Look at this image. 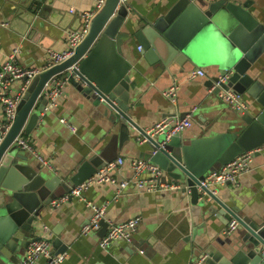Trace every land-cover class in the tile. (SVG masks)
<instances>
[{"label":"water","instance_id":"water-1","mask_svg":"<svg viewBox=\"0 0 264 264\" xmlns=\"http://www.w3.org/2000/svg\"><path fill=\"white\" fill-rule=\"evenodd\" d=\"M36 1L31 0L17 13L18 20L30 32L36 26L39 11ZM118 3L119 0H107L73 56L32 80L17 107L16 119L0 144V264H21L30 243L44 239L35 236L40 230L37 222L52 201L114 161L106 152L133 142L135 134L146 138V152L141 157L147 155L145 160L150 159L165 171V179L170 177L182 184L183 192L191 196L195 217L210 200L209 213L225 217L229 224L232 220L239 223L230 234L222 232L223 237L217 238L216 243L200 246L195 264H264V222L241 216L236 207L228 206L214 194V185L202 184L208 173L246 151L264 146V83L252 73L264 55V24L250 11V3L241 0H178L155 21L133 14L129 1L120 6ZM206 32L215 34L219 44L227 42L223 51L220 49V54L211 58L219 74L207 87L213 89L210 96L218 98L216 110L226 109L232 117V131L191 140L184 139L182 134L170 139L165 135H147L131 114V77L138 61L125 58L126 44L137 40L151 65H201L205 61L195 55L193 40ZM64 71L82 101L107 117L114 131L104 150L95 152L75 173L65 176L37 162L34 155L15 143L19 135H29L40 120H46L49 112L45 111L48 102L43 99L45 86L51 77ZM223 77L226 81L218 84ZM230 90L249 99L247 109L235 110L221 98ZM107 226L103 220V235ZM152 239L149 243L153 246L162 245L156 236ZM53 247L56 254L65 253L68 248L59 238L53 241Z\"/></svg>","mask_w":264,"mask_h":264},{"label":"crops","instance_id":"crops-1","mask_svg":"<svg viewBox=\"0 0 264 264\" xmlns=\"http://www.w3.org/2000/svg\"><path fill=\"white\" fill-rule=\"evenodd\" d=\"M30 1L0 0V68L14 49L19 50L17 62L21 67L45 66L49 50L65 51L68 32L83 25L79 15L72 14L70 10L91 11L97 2L37 0L36 26H32L30 32L26 24L18 20L17 14ZM128 1L133 14L155 21L178 0ZM241 1L249 2L254 17L264 24V0ZM219 45L212 32L199 33L193 40V47L195 55L205 61L204 64L186 62V67L171 64L163 68L148 63L138 49L140 44L137 40L127 43L125 58L130 62L138 61L132 71L130 86L131 104L134 105L131 114L135 122L148 130L168 115L191 116L193 125L182 134L186 140L232 131V117L226 109L216 110L218 98L211 97V89L207 87L211 79L219 74L217 65L212 63V59L220 54ZM199 69L204 70L206 76L190 80L189 73ZM252 73L264 83V55L255 64ZM174 82L178 85L177 96H164L163 92ZM21 83L18 81L12 85L13 93L18 92ZM80 97L76 88L68 83L58 106L51 111L45 110L49 112L46 120H40V125L29 135L21 136L28 139L36 152L49 162L51 170L63 176L75 173L86 158L104 150L114 132L110 129L109 119L97 109L92 110L90 104ZM43 99L48 101L45 93ZM244 99L249 105V99L246 96ZM2 115L0 107V120ZM138 135L135 134L134 141L124 144L121 149L116 147L114 151L111 148L106 152L114 160H125V164L112 173L119 182L133 180L132 160L147 158V155L141 157L146 148ZM167 179L172 181L170 177ZM214 194L228 206L236 207L241 216L264 222V149L255 154L252 169L243 174L237 183L215 185ZM85 198L86 202L74 199L58 208L50 205L37 222L40 230L35 236L51 239L52 246L56 238L67 245L66 259L61 264H195L199 247L208 242L216 243L229 226L225 217L217 218L207 211L208 204L212 203L210 200L195 217L191 212V196L183 191L148 193L141 192L134 183L125 189L108 183L91 187ZM87 203L104 206L107 222L123 223L141 218L133 242L116 240L104 248L100 246V239L104 236L101 230L83 234L82 228L92 216ZM155 236L162 245L157 247L149 243ZM53 250L56 252L57 249L53 247ZM45 261L42 259L40 264H45Z\"/></svg>","mask_w":264,"mask_h":264},{"label":"built area","instance_id":"built-area-1","mask_svg":"<svg viewBox=\"0 0 264 264\" xmlns=\"http://www.w3.org/2000/svg\"><path fill=\"white\" fill-rule=\"evenodd\" d=\"M106 1L107 0H97L94 10L91 11L76 12L75 9L70 10L72 14L77 13L79 15L83 21V25L78 29L70 30L68 32L67 49L65 51L56 52L49 50L45 66L41 68L37 66L21 67L17 62L19 50L14 49L9 54L7 60L0 68V107L2 108L3 114L2 119L0 120V144L14 123L17 116V107L21 102L23 95L27 92L32 80L44 70L61 64L73 56L75 49L88 35L93 18L102 10ZM127 1L128 0H119L118 6L125 4ZM138 49L141 51L142 47L139 46ZM73 67H76V64ZM73 67L68 70H71ZM66 72L67 71H64L54 75L47 82L45 86V94L48 99L46 111H51L58 106L59 98L64 94V89L68 84ZM205 76L206 72L202 69L194 70L189 73L190 80ZM18 81H21L22 83L18 92L13 93L12 85ZM225 81L226 77H223L219 80L218 84L224 83ZM46 90H48V92H46ZM212 90L213 89H211V91ZM177 91L178 85L177 82H174L170 88L163 92V95L175 98L177 96ZM220 96L235 110H245L248 107L244 96L235 91L230 90ZM62 123H65V120H62ZM192 125L191 116L181 119L176 115H168L155 123L153 127L146 130V134L151 137L165 135L167 139H170V137L175 134H183L186 130L190 129ZM139 141L144 143L146 142V138L141 137L139 138ZM15 143L19 144V146L24 150L34 155V157L43 165L50 166L49 162L36 152L35 148L28 139L22 138L19 135L15 139ZM263 149L264 146L252 151H246L237 156L231 162L223 165L220 169L208 173L202 184L204 186H222L237 183L243 174L248 173L252 169L255 154ZM124 164L125 160L123 158H118L108 163L88 180L76 187H73L69 193H66L52 201L51 207L58 208L74 199L86 202L85 194L91 187L108 183L118 185L120 189H125L130 183H134L141 192L148 193L183 191L184 189L182 184L173 180L169 181L168 179H165V171H163L155 163L151 162L150 159L132 160L130 167L134 172L133 180H124L119 182L112 175V173L116 171L119 166ZM87 205H89L92 210V216L90 222L82 228V233H97L102 229V221L105 220L106 208L104 206H95L90 203H87ZM140 221L141 218L139 217L130 219L123 223L106 221L108 224L107 231L100 239V246L104 248L108 247L116 240H124L125 242L131 244L134 240L135 234L137 233ZM238 226L239 223L236 220H232L224 232L226 234H230L235 231ZM42 259L46 260L45 264H61L66 259V253L56 254L53 250L51 239L44 238L30 243L21 264H40Z\"/></svg>","mask_w":264,"mask_h":264},{"label":"clouds","instance_id":"clouds-1","mask_svg":"<svg viewBox=\"0 0 264 264\" xmlns=\"http://www.w3.org/2000/svg\"><path fill=\"white\" fill-rule=\"evenodd\" d=\"M226 43H227L226 41H222L220 43L219 47H220L221 51H223V48H224V46H225Z\"/></svg>","mask_w":264,"mask_h":264}]
</instances>
